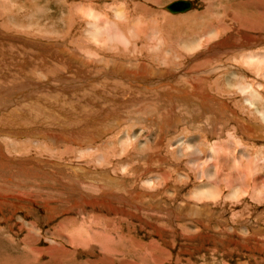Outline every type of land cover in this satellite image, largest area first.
<instances>
[{
	"label": "bare ground",
	"instance_id": "6f19581e",
	"mask_svg": "<svg viewBox=\"0 0 264 264\" xmlns=\"http://www.w3.org/2000/svg\"><path fill=\"white\" fill-rule=\"evenodd\" d=\"M51 1L53 5L58 4L59 6L57 12L49 10L48 17L54 18L50 16L54 12L56 16L58 15L57 19L61 20L63 25L66 24L65 28L59 27L60 22L55 18L53 24L47 22L45 25L43 23V26L37 21L27 22L26 18L31 17L34 10L40 13L41 6L39 7L37 3L35 6L26 7V11L22 10L21 18L25 19L26 23H20L21 26L14 23L13 26L19 29L25 28V30L34 29L35 34L47 33L53 36L55 33L59 38H63L64 42L61 44L55 43L56 41L39 44L36 40L35 42L29 41V43L38 47L45 56H52L49 51L43 53L46 46L52 49L57 48V51L62 53L60 58L53 54L52 59L58 63L53 66L61 70L57 71L52 68V77L57 79V73L62 74L63 69L70 72V70L75 71L72 68L77 67L79 69H77L78 78L70 80L67 85V90L70 88L71 91V94L68 93V98L62 97L58 99L59 101L54 100L55 104L43 102L47 94L30 97L24 92L19 95L25 98V102L19 98V95L14 97V101H21L20 108L17 109L20 110L18 114L25 111V108L38 109L49 106L46 112H38L37 116L41 115L42 120L45 121L47 118L52 121L54 119L57 125L55 126L61 130L65 124H70V126H65L61 135H51L41 129L35 132L33 130L35 120L33 119L31 123L23 124L24 127L18 123L20 130H23L25 134L31 133L33 136L39 135L43 138L52 136L55 145L75 144L80 147L79 156H86L94 165L104 166L109 160V155L106 154V159L103 160L101 158L103 152L88 153L87 145L97 142L102 137L111 136L120 124L129 122V114L138 123L144 122L141 126L142 130L130 126L128 134L118 129L115 134L118 135L116 137L119 152L111 153V156L122 155L130 146L136 148L135 151L138 150L137 152L131 151L129 154L131 158L142 160L143 166L133 167V178L130 182L141 181L143 189H140L142 188L140 186L133 192L127 186L125 187L123 179L112 177L108 171L90 172L82 164H74V167L70 166V168L75 172L78 171L79 175L81 170H87L84 175H91L89 180L93 181L94 185L83 183L80 185L78 180H74L71 185L77 190L81 189L82 192L78 191L77 199H71V196L66 195L68 199H71L72 204L68 203L69 200H65L63 203L66 205L64 209H60V212L83 207H90L92 210L101 209L106 211L111 219L105 218V226L115 229L113 226L115 217L120 219V222H125L136 215L126 209L129 205L138 209L143 206L148 212L165 210L169 201L164 200L163 195L170 192L169 196L172 193L173 196L171 198L168 196V200H174V216L179 221L175 227L179 232L181 245L194 241L200 242V240H215L216 235L214 234H219L221 240L222 237L228 239L230 236V243L249 250L246 244L242 245L235 241L236 239L233 241V237L245 238L242 237L245 234L239 232L238 229L244 223L245 225L250 224L248 215H245L250 208L249 203H254L250 211H255L256 214L258 205L264 206V145H256L257 142H264V31L259 34L250 32L251 29H255L251 23L254 17L236 12L235 15L227 13L225 20L219 21L218 24L211 20L200 30L183 33L184 35L179 36L174 42L170 41L169 37L165 38L164 33H160L153 19L148 20L146 16L150 11L162 18V24L164 17L172 25L181 21L193 24L200 18H206L207 15L198 11L184 16H169L162 9L161 0H152L156 6L155 9H149L136 0H47L48 3ZM100 2L102 6L101 4L96 5ZM12 3L13 0H0L2 8L9 7ZM20 5L19 3L14 4L18 9L23 8V5ZM191 8L192 5L190 8L172 14L182 13ZM261 8L259 19H256L258 25L264 21V3L263 6L261 4ZM1 14H3L2 11H0ZM108 15L121 22L126 20L124 23L126 26L121 30L116 28L113 19L105 17ZM241 16L246 18L242 20ZM237 32L242 34L238 35ZM127 33L131 34L135 40L131 41L132 38L129 39ZM52 39L55 40V38ZM65 39L69 41L66 42ZM164 42H167L171 48L174 45L176 50L173 57L170 56L167 61H165V55L171 48H162L161 45ZM161 48L165 55L160 63L165 67H158L152 64L153 62L149 64L145 60L148 59L146 55L149 56V53H155ZM107 52L112 54H107ZM117 53H123L124 57L117 56ZM137 55H142V57L135 58ZM64 56L66 59L63 58ZM45 85L51 86L49 83ZM52 86L60 91L65 88H60L61 86L57 84ZM79 91H82V94H79ZM234 95L237 97L234 98ZM225 97L226 99H223ZM66 99L73 103V106H78V115L70 110L66 112L65 109L61 111L57 108V103L63 105ZM131 104L135 108L129 109ZM93 107H96V110ZM125 107H128L129 112ZM126 113H129L127 115L129 119L126 118ZM152 113L162 118L154 117ZM14 119L7 114L0 116V134L6 133L9 137L8 134L18 133L19 130H16L18 128H15L12 123ZM103 119H109V121L105 122ZM40 121L38 117L37 124ZM81 123L83 124L79 125ZM102 123L104 126L101 127ZM41 124H43L42 121ZM180 125L182 127L179 129ZM168 130L172 135L165 143L163 139ZM144 131L146 133L148 131L157 132L151 147L150 144L146 145L148 139H141V133ZM145 145L149 152L142 150ZM0 157L5 158L1 150ZM16 160H22L28 164L35 161L40 165L45 162L36 157ZM118 163H121L120 168L123 169L125 162L119 161ZM165 164H168V167H162ZM83 186L89 187L90 192H87ZM2 189L3 187L0 188V211L2 207L13 209L15 212L17 209L26 207L32 209L36 205L35 199L30 194L24 195L21 191L10 192ZM13 199L15 200L11 201ZM40 201L42 206L40 209L44 212L43 218L45 220L53 218L57 207L52 204L51 196L43 197ZM227 212L230 219L224 216ZM261 215L264 217L263 211ZM91 216L92 220L86 221L89 227L97 223L95 219L100 215ZM68 221L70 224L74 220L68 218L64 223L61 222L58 228L46 232L50 233L54 239L46 237L49 238L51 244L54 241L62 246L64 252L68 251L65 248L68 243L73 248L71 253L75 255L78 243L84 244L83 239L86 237L81 238L83 241L79 242L82 233L79 230L82 228L74 229L75 226H72L68 231ZM195 225L199 227L195 228ZM150 227L158 237H162V230L159 226L152 224ZM252 230L248 233V237L246 236L245 241L253 250L264 251V245L262 246L264 239L263 241L260 239L264 237V227L254 226ZM86 236L90 243L93 236ZM51 247L53 248V245Z\"/></svg>",
	"mask_w": 264,
	"mask_h": 264
},
{
	"label": "rangeland",
	"instance_id": "374dc122",
	"mask_svg": "<svg viewBox=\"0 0 264 264\" xmlns=\"http://www.w3.org/2000/svg\"><path fill=\"white\" fill-rule=\"evenodd\" d=\"M136 1L138 3L144 4L149 9H155L156 7L152 3L153 2L152 0H136ZM161 1H162V5H161L162 9L169 16H173V17H177V15L184 16L200 11L203 12L204 15H207L208 17L207 18L206 16H204L207 19L200 18L197 20L198 22L196 23L194 22L193 24L188 23V21L187 22L181 21L180 23L177 22L172 25L169 24L168 21L166 20L167 18L164 17L162 24V18L158 17V15L153 14L151 11L147 14V16L144 15L148 17V20L153 19L160 33L162 34L164 33V37L165 38L169 37L170 41L172 40L174 41L175 39H178L179 36H183L184 35L183 33L191 32L192 30H200L201 28L205 27V24L207 22H210L211 20L212 22H215V24H218L219 21L225 20L227 13L234 14L235 12L237 14L238 13L248 14L249 16L254 17L253 20H251L252 25L255 27V29H251L254 32L250 30L252 34H257V33L259 34L261 33V31H264V26H262L264 24V21H262L261 24L259 25L256 23L257 21L256 19H259L260 16L259 13L260 10L262 9L261 4L263 6L264 0H253V1L251 0H189L192 2V8L188 11L177 14L169 13L165 9V5L173 0H161ZM17 3L21 4L20 6L23 5V8L18 9L17 6H14V4ZM30 3L32 5H28ZM36 3L39 7L41 6L40 13L39 11L34 10L32 16L29 17L28 19L26 18L27 22L37 21L40 25L43 26V23L45 25L47 24V22L53 24L54 22L53 20L55 18L56 21L60 22L59 25L58 24L57 25L61 28H65L66 24L63 25L62 21L61 20L59 21V19H57L58 15L56 16L54 13L55 11L56 12L58 11L57 7L59 5L58 4L53 5L52 1L51 3H48L47 0L44 1L35 0L33 2L30 0H13V3L9 5V7L2 8V6H0V11L3 12V14L0 15V116L2 114L4 116L5 114H7V116L9 117L15 118L14 121H12V123L15 128L16 127L18 128L16 130H19L17 134L15 133L8 134L9 137L7 136L6 133L0 134V145H1L0 150L1 153L4 155V157L6 158L5 160V158L0 157V186H1L0 188L3 187L2 190L7 189L10 192L21 191L24 193V195L30 194L33 196V198L36 201L35 203L36 205L33 206L32 209L26 207L25 208L26 210L22 208V209H17L14 212L13 209L9 210V208L7 207L6 208L2 207L0 211V264H264V251L253 250L252 247H249L247 241H245V239H247L248 237L247 236L248 233L249 232L251 233V231H253L252 227L253 228L254 226H259L261 228L264 227V217H262L261 215L262 211L264 212L263 205L260 206L258 205L256 210L258 214L257 215L255 211L252 212L250 211L251 209H253L254 203H249L250 208L246 211L247 214L245 215H248L247 218L250 219V224L245 225L244 223L238 229L239 232L245 234V236H242L245 238L233 237V241L236 239L235 241L239 242L240 244L242 245L246 244L249 250L240 248L230 243L229 242L230 236L228 237V239L222 237L221 240L220 237L218 236L219 234L218 235L214 234L216 235L215 240L214 239L213 240L208 239L209 241L200 240V242L194 241L192 243L188 242V243H183V245H181L182 242L180 240V235L175 227L179 221H177L176 217L174 216V200L173 199L168 200V196L170 192H166L165 195H163L164 200L169 201V203L167 202V206L165 210L164 209H162V211L150 210L148 212L143 208V206L142 208L138 209L134 206L129 205L126 209H128L129 212L131 211V213L133 212L136 215L132 218L127 219V221L125 222H120V219L115 217L113 222V226H115V229H112L111 226L109 228L105 226L106 221L104 220L110 219V215L107 214L106 211L101 209L92 210L90 207H83V208L73 209L72 211L64 210L63 212H60L62 209H64L66 205L63 202H65V200H69L70 202L68 203L72 204L71 199H77L76 195L79 194L78 191H81V189L77 190L73 188V186L71 185L72 183H74V180L76 181L78 180L80 185L81 183L94 185L93 181L91 182L89 180L90 179L89 177H91V175H84V173L87 170H83V171L81 170L79 175L78 171L75 172L73 169L70 168V166L74 167L73 166L74 164H82L83 167L89 169L90 172L93 171L96 172L97 170L108 171L112 177L116 176L118 178L123 179V184L125 185V187L127 186L128 189L133 192L134 189H137V187L139 188L140 186L142 187L140 183L141 181L139 180H136L134 183L130 182L131 179L133 178V173H132L133 167L140 168L141 166H143L142 160L131 158L129 154L131 153V151L137 152L138 150L135 151L136 148L130 146L125 150V152H123L122 155L111 156V153L119 152L118 151L119 145L117 144L118 138L116 137L118 135L115 134L117 133L118 129H121L122 131H126L125 133L128 134L130 126L138 127L139 130L140 129L142 130L141 126L143 125L142 123L144 122L138 123V121H136L134 118L133 119L131 118V115L129 113H126L125 114L126 118L128 117L127 115L129 114L130 117V119L128 117L129 122L120 124L119 127H117L118 128L117 131L113 132L111 136H107V138L102 137L101 139H98L97 142L89 146L87 145L88 147L87 149L89 151V152L87 151L88 153L103 152L102 155L104 157L101 156L103 160L106 159V154L109 155L108 157L109 160L104 166L94 165L89 162V159L86 156L85 157L79 156L80 154L78 153V149L80 147H78L75 144H74L75 147L73 144L70 145L71 143H68L69 146L67 145V143L65 144L66 146L62 143L55 145V141L52 140V136L43 138V136L40 137L39 135L33 136L31 133L25 134L23 130H20L21 127H24L23 124L24 125L29 124L34 119L35 123L33 125V130L35 132H37L38 129H41L47 133H50L51 135H57V134L61 135L60 133L61 131L64 130L65 126L66 127L70 126V124L69 125L65 124V126L61 130L56 127L57 125L54 119L52 121V119L47 118L45 121L42 120L41 115L37 116L38 112H44V111L46 112L49 106L40 107L38 109L25 108V111H22L20 114H18L20 110L17 109L20 108L19 103H21V101L19 100L14 101L15 100L14 97L18 96L23 92L24 94L25 93L29 94L30 97L37 95L44 96L45 94H47L48 98L45 97L46 100L43 102L46 103L47 101V102H52L51 104H55L53 102L54 100L59 101L60 99H62V97L68 98V93L71 94V91L69 90L70 88H68L67 90L68 87L67 85L69 84L70 80L72 79L75 80L78 78L77 72L79 69L77 67L72 68L75 69V71L70 70L69 72V70L63 69L62 74L57 73L58 80L52 77L53 73L51 70L52 68L54 69L55 68L54 66L58 64L56 61L52 59V57L55 55L56 57L60 58L62 53L58 52L57 48L52 49L51 47L46 46V48H44L43 50V53L44 51H49L52 53V56H48V55L45 56L41 53L38 47H36L32 43H29V41L35 42L36 40L39 44H49L55 41H56L55 43L61 44L62 42H64L62 41L63 38H59V36H56L55 33L53 34V36L52 34L48 35L47 33L35 34L36 31L34 29L25 30V28L19 29L18 27L13 26L14 23L16 24L18 23L19 26H21L23 22L26 23V20L25 19L22 20L21 18V13L23 12L22 10L26 11V7L35 6ZM96 5L102 6L103 4L102 2H100L99 4L96 3ZM49 10L54 11L50 15L51 17H54L52 19L48 17ZM18 13L20 14V16ZM16 14L17 17H15ZM208 14L211 16H209ZM8 15H10V17ZM236 16L238 17V15ZM105 17H109L110 19H113V21L116 23L115 24L116 28L120 30L126 26V24H124L126 20L121 22V20H118L116 18L115 20L111 15ZM7 18H9L10 20ZM244 18L246 17L245 16L240 17V19L242 20H244ZM141 22L144 21L141 20ZM54 26L56 27V23ZM240 33L241 32H239L238 35ZM242 33L244 32L242 31ZM127 34L130 37L129 39H131L132 38L131 34L129 33ZM35 35L37 36L34 37ZM49 36L55 38V40L50 38ZM134 40L135 39L133 38L131 39V41ZM68 41L69 39L66 42ZM161 46L162 48L165 47L171 48L170 45L168 46L167 42H164V44ZM162 48L161 50H157L155 53L152 54L149 53V56L146 55L148 59L145 60L149 62V64L153 62L152 64L158 67L160 66L165 67V65L160 63L161 62L160 60H162L163 56L165 55V53L163 55L164 50ZM174 51H176L175 46L172 45V48L170 49L169 53L165 55V61H167L170 56L173 57ZM39 52L41 53L42 56L40 55ZM107 54L111 55L112 53L107 52ZM117 56L124 57V54L117 53ZM128 56L130 57V55ZM141 57L142 55L140 56L137 55L135 58H141ZM63 58L66 59L65 56ZM55 69L57 71L61 70L57 68ZM63 72L65 73L63 74ZM67 75H69V77ZM74 76L75 78H73ZM55 79L57 80V82ZM248 79L250 80V77H248ZM44 82L47 84L48 83L51 84V86L47 87ZM58 82L60 84H58ZM53 84H57L58 86H61L60 88H64V87L65 88L62 89V91H60L57 88H54V86H52ZM33 89H36L37 91ZM79 94H82V91H79ZM233 97L236 98L237 96L235 97L234 95ZM19 98H21V100L25 102V98H23V96L19 95ZM223 99H226V97ZM57 105L55 106L61 111L65 109L66 112L70 110L71 112H74L75 115H78L79 113L78 106H73V103H71L67 99L64 101L63 105L60 103H57ZM96 107L93 108L96 110ZM132 107L135 108V106L131 104V106H129V109H131ZM5 109H7V111ZM125 109L126 111L129 112L128 107L127 108L125 107ZM15 110H17L16 114H15ZM152 114L154 117L162 118L158 114H154V113ZM38 117L43 124H41V121L39 122V124H37L36 121ZM103 121L107 122L109 121V119H103ZM18 123L22 124L20 125L21 127L17 126ZM82 124L83 123L79 125ZM53 125L56 126L53 127ZM102 126H104V124L101 125V127ZM181 127L182 125H180L179 129ZM166 133L164 135L165 138L163 139V142L165 143L169 141L171 137L170 135H172V133L169 132V130ZM141 134H142L141 139L142 140L148 139L146 141V145L150 144L151 147V144L155 139L157 132L148 131L146 133L144 131ZM143 135H145V137ZM258 144L264 145V142L262 143L257 142L256 145ZM146 145L142 148V150L145 152L147 151L149 152V149L146 147ZM30 157H36L40 160L42 159V162L45 161L46 163L44 162L43 165H40L34 161L33 163L28 164L22 160L21 161L16 160L19 158H30ZM169 160H171V158H169ZM119 161H122V163L125 162L123 169L120 168L121 163H118ZM1 162L3 163V165ZM162 167H168V164H165ZM53 176H55L56 178ZM59 181H61L62 183ZM196 182L197 181H195V183ZM83 188L85 187L83 186ZM187 188L188 187H186V189ZM85 189L87 190V192H90L89 187ZM140 189H143V187ZM66 195L71 196L72 198L68 199ZM48 196H51L52 199L51 202L53 205L57 207V211L55 212L53 218H48V220H45L42 216L44 212H42L40 209V207H42L40 199ZM172 196L173 193L171 196H169V198H171ZM14 200L15 199L11 201ZM23 204L25 205V200ZM4 205L7 206V204ZM82 209L84 211H82ZM91 215H95V217H97L98 215L100 216L95 219L97 223H93V225H91L92 227H89L87 226L89 224H87L86 221L92 220ZM224 216L230 219L228 212L225 213ZM68 218H72V220L74 221L70 223L71 226L69 224L70 221L67 222L69 224L67 226V230L70 231L72 226H75L74 229L82 228V230H79L80 232H82L79 237V242H82L83 240L85 241V242L83 241L84 244L78 243V247H76L77 250L75 251L76 253L75 255L71 253V250H73V248L72 246L68 245V243L65 246L66 250L68 249V251L64 252V249L61 248L62 246L55 243L54 241L51 244L49 238L46 237L49 236L51 239H54V237H52L50 233H46V232L58 228V225L61 222L64 223L65 221H67ZM259 221L262 222L259 223ZM150 224L151 225L156 224L161 228L162 237L159 236L160 237L159 238L157 234L153 232L152 228L150 227L151 226ZM198 227H199L198 225H195V228ZM86 235L93 236V240H91L90 243L86 239L87 238ZM84 236L86 238L82 240L81 238H83ZM74 239L76 238L74 237ZM260 239L261 241H263L264 237ZM217 241L220 243H218ZM51 245H53V248L51 247ZM104 245L106 246V249H104L105 248ZM263 245L264 243H262V246ZM109 248L113 251L109 250ZM54 249L56 252L54 251ZM107 250L109 251V253ZM52 251L53 253H51Z\"/></svg>",
	"mask_w": 264,
	"mask_h": 264
},
{
	"label": "water",
	"instance_id": "95a60500",
	"mask_svg": "<svg viewBox=\"0 0 264 264\" xmlns=\"http://www.w3.org/2000/svg\"><path fill=\"white\" fill-rule=\"evenodd\" d=\"M190 6L187 0H173L165 5L166 10L175 13L176 11H183Z\"/></svg>",
	"mask_w": 264,
	"mask_h": 264
}]
</instances>
